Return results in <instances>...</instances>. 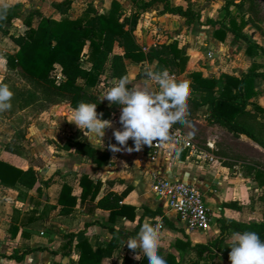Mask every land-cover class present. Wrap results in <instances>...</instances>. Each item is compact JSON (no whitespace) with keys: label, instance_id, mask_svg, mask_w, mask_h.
Listing matches in <instances>:
<instances>
[{"label":"crops","instance_id":"1","mask_svg":"<svg viewBox=\"0 0 264 264\" xmlns=\"http://www.w3.org/2000/svg\"><path fill=\"white\" fill-rule=\"evenodd\" d=\"M118 1L123 9V2L125 3L128 8L124 10L129 13L131 10L130 1ZM181 1L168 0L170 6L186 7L188 5L186 1L184 5ZM234 1L238 2L239 0ZM62 2L63 0H0V6L19 5L21 10L19 17L4 24L0 30V82L9 73L5 65L7 56L14 54L17 50L9 36L23 33L26 28L23 24L24 16L32 10L38 11L45 17L56 16L58 11L54 9L53 5ZM110 2L111 0H104V2L103 0H69L66 7L65 5L61 6L65 8L63 15L73 19L78 17L89 3L98 12H104L109 8ZM232 8V6L229 7L230 10ZM161 9L162 3L156 2L142 13L141 18L143 15L146 16L149 11L157 10V13L155 12L151 17V23L145 21L143 25H140L141 18L139 19L133 31L134 39L143 53L159 49L164 43L176 40L178 48L184 50L188 59L182 73H178L175 69L171 72L177 75L175 81L186 83L193 93L196 92L189 87L188 74L190 72L199 71L203 77L215 78L223 73L240 75L246 71L250 64L235 73L230 70L232 62L234 66H237L240 60L244 61L247 58L255 60V57L259 56H247L244 52V43L232 39L230 34H227L222 41L213 36L217 25L211 26L206 22V19H221L224 14L223 9L220 17L201 19L199 16L190 24H186L185 19L176 14L161 13ZM242 14L250 23L251 18L249 19L245 15L246 11L243 10ZM36 23L37 17L34 16L31 25L35 26ZM241 42L243 45H240V52L233 53L234 46H238L237 44ZM142 47H145L146 50H143ZM113 51L121 53V49L116 45ZM207 53H212V57L209 58ZM156 63L155 59L150 62L145 60L138 63L124 59L129 85L146 86L156 90V86L145 76V69L155 67ZM83 65L89 67L87 62H84ZM105 74L108 83L112 84L114 78L109 76L108 67L105 69ZM57 77L63 78L60 73ZM182 77L185 81H181ZM256 81L264 83L261 79L254 80L257 94L250 101L264 109V102L260 96L259 88L255 84ZM96 88L97 86L95 89L84 87L87 92H93L96 99L104 106H109L112 102L100 97L101 92L98 94ZM106 89L108 90V87ZM196 94L198 95V93ZM196 104L204 108L207 118L202 120L193 118V120L204 124L207 132L211 135L210 137H213L211 128H224L228 131L219 123L208 120L207 105L201 104L198 96ZM71 109L65 102L49 106L44 110L47 121L34 120L30 124L31 128H28L30 131H26L23 141L24 152L20 156H7V159L16 166L25 168L31 165L34 167L37 171L38 181L30 189L20 185L0 186V264H76L79 256L77 243L86 240L92 249L104 247L111 238L106 227L109 225L115 228H124L131 234L119 236L117 248L110 256L103 257L99 264H120L123 255L134 259L135 251L130 250L126 243L121 245V242L134 236L140 225L145 222L152 224L161 236L158 254L164 258L169 252L174 254L177 260L180 259L182 263H186L190 259L196 258L193 245L207 243L218 234L216 219L220 215L239 221H249L261 219L264 214V196L259 197L262 193L264 194V186L258 185L253 177L245 174L246 165L257 167L258 165L255 163L263 165V161L258 159L249 161L241 158L238 154L234 156L224 149L219 150L220 138L214 139L206 135V141L200 144V141L192 138L189 131L186 130L184 131L191 139L197 141L204 150L214 155L215 159L212 162L192 157L186 148L175 150L164 147L158 153H154L150 145H142L138 151L126 152L112 135L114 129L120 130L121 128L118 121L120 111L118 105L113 106L110 117L106 119L110 124L103 129L104 134L101 138L98 136L90 138V133L87 130L83 127L78 128L72 123ZM246 110H251L250 104L246 106ZM263 116L264 112L261 118L259 117L262 122H264ZM8 128L10 135L7 136L0 132V156L3 155V145L10 142L13 134L11 123ZM75 129H81L86 136V142L98 150L109 153L110 159L96 165L88 158L64 149L63 144ZM228 132L231 135H236ZM236 136L264 152V149L245 136ZM207 142L212 144V148L205 145ZM110 144L120 147V151L113 152L108 147ZM126 144L131 147L132 140L129 139ZM236 163H239L241 170H232V167L237 168ZM153 171L168 180L192 183L202 191L204 201L205 197L207 198L205 204L212 214L210 225L205 230H212V233L206 234L205 230L187 232L184 229L176 213L167 208L165 200L155 195L151 190L150 173ZM81 175H87L91 181L99 183L94 200H89L86 197L82 203L79 202ZM45 180L48 181L47 186L43 185ZM63 184L70 186L71 195H75L77 198L76 205L68 213H60L62 206L58 203ZM108 191L117 194L125 192L120 203L135 207L133 218L117 214L109 220L107 210L94 206L95 201ZM231 233V231L227 233L225 244H227ZM176 239L189 240L192 248L185 252H179L173 246ZM14 256L19 258L16 259ZM201 263L207 262L201 260ZM209 264H229V262L222 257L220 252H216Z\"/></svg>","mask_w":264,"mask_h":264},{"label":"trees","instance_id":"2","mask_svg":"<svg viewBox=\"0 0 264 264\" xmlns=\"http://www.w3.org/2000/svg\"><path fill=\"white\" fill-rule=\"evenodd\" d=\"M131 10L126 13L118 0H111L109 8L104 12L89 3L84 11L76 18L70 19L63 15L64 7L69 0L54 4L58 11L56 16H43L38 11L28 12L23 19L26 26L22 34L10 35L11 41L16 45L14 54L7 56L5 65L9 74L14 73L25 82V87L18 88L8 83L6 76L0 83H6L13 95L9 110L14 113L11 127L13 134L10 142L3 145V155L0 156V186L13 187L20 185L32 188L38 181L37 171L31 165L21 168L16 166L7 156H20L24 152L23 141L26 129L21 125L24 121L23 110L35 105V110L44 111L49 106L61 102L68 103L74 108L79 101L96 104L95 111L101 119H108L116 104L104 106L96 99L93 92H87L84 87L95 89L101 74L108 67L110 77L118 79L126 77L124 59L138 63L142 61H157L155 69H175L182 73L187 62L184 50L178 48L177 41L164 43L159 49L143 53L133 36V29L137 25L142 13L156 2L162 3L161 13L176 14L185 19L186 24L199 18L196 11L189 5L170 6L168 0H129ZM252 0H224L222 9L223 17L219 20L206 19L211 26L217 25L213 36L224 40L227 34L232 39L244 43V52L249 57L261 55L264 59V48L252 41L243 30L248 23L244 17L243 6H252ZM232 6V10L229 7ZM21 15L19 5L0 6V30L3 25L11 22ZM37 17V23L32 26V19ZM121 49V53L113 51L114 46ZM87 62L89 67H84ZM60 73L62 79L57 75ZM189 87L198 93L199 102L206 104L209 113L208 120L217 122L228 131L236 135H243L264 149V122L261 118L264 109L250 101L257 94L254 80L264 81V60L257 63L252 60L246 71L240 75L223 73L219 77H203L199 71L188 74ZM130 86V85H129ZM131 87V86H130ZM250 104L251 110H246ZM63 148L80 154L96 165L107 162L110 154L98 150L86 142V136L81 129H75L63 144ZM256 166L246 165V175L264 186V165L255 163ZM48 181H43L47 186ZM79 202L86 197L94 200L99 183L91 181L87 175L79 179ZM39 189V188H37ZM125 192L117 194L108 191L99 197L94 206L109 212V220L117 214L133 218L135 207L121 204ZM58 203L61 204L60 213H68L76 205L77 198L71 195L70 186L63 184L59 193ZM218 234L207 243L193 245L196 258L186 263L177 260L172 253H166L164 259L167 264H209L220 252L228 260L227 244L224 243L229 231H254L261 240H264V214L261 219L239 221L220 215L216 219ZM111 234L110 240L104 247L92 249L86 240L77 243L79 256L76 264H99L103 257H108L117 248L119 236L130 235L124 228L106 226ZM179 252H185L191 247L189 240L176 239L173 245ZM16 259L19 257L14 256ZM120 264H144V260H135L123 255Z\"/></svg>","mask_w":264,"mask_h":264},{"label":"clouds","instance_id":"3","mask_svg":"<svg viewBox=\"0 0 264 264\" xmlns=\"http://www.w3.org/2000/svg\"><path fill=\"white\" fill-rule=\"evenodd\" d=\"M147 79L154 81L156 90L146 86H129L126 77L112 81L103 99L118 105L120 130H113V137L126 152L138 151L142 145L165 144L169 140V129L173 124H185L186 100L189 96L188 85L172 79L166 69H145ZM143 83V82H142ZM13 93L6 83H0V111L11 107ZM96 104L79 101L71 109L72 123L83 127L90 138L103 136V129L110 122L99 118ZM131 139L132 146L126 142ZM113 152L120 147L110 144ZM161 236L148 222L140 225L134 236L121 242L130 250H135L133 258L144 260V264H167L158 254ZM229 264H264V240L254 231H233L227 241Z\"/></svg>","mask_w":264,"mask_h":264},{"label":"rangeland","instance_id":"4","mask_svg":"<svg viewBox=\"0 0 264 264\" xmlns=\"http://www.w3.org/2000/svg\"><path fill=\"white\" fill-rule=\"evenodd\" d=\"M177 1V0H175ZM181 0H178L180 2ZM188 3L189 7L192 9H195L196 12L199 14L201 19H204L205 17H220L222 15V2L224 0H192V2H189V0H182V4L184 5ZM252 6H248V4H245L243 6V10L246 11V14L249 19L250 23L245 27L244 31L247 33V35L250 37V39L254 42L259 43L264 48V0H252ZM104 2V0H103ZM124 9H127L128 7L125 6V3L123 2ZM157 13V10L149 11L146 13V16L143 15L141 20L139 21L140 25H143V22H150L151 23V17L154 15V13ZM144 20V21H143ZM135 28L133 29V31ZM238 46H234L233 53L235 54L240 52L241 48L240 45H243V43L237 44ZM244 46V45H243ZM251 59L247 58L243 60L238 61V65L234 66L233 62L230 65V70H232L235 73H238L236 71L243 70L245 67L248 66V64L251 63ZM255 61L257 63H262L263 59L262 56L259 55L255 57ZM245 62V63H242ZM241 65V66H240ZM240 66V67H239ZM168 72L175 71L172 69H166ZM9 75V76H8ZM6 76H8V83H11L12 85L22 88L25 87V82L20 79L16 74L14 73H7ZM5 76V77H6ZM181 79V78H180ZM181 81H185V79L182 77ZM255 84L259 88V93L262 98V101L264 102V83L256 81ZM112 86L111 83H108L106 79L105 71L101 74L100 80L97 85V93L100 92V97H104V94L106 93L107 89ZM197 94L193 93L191 90H189V96L186 100V121L185 124L176 123V125L180 126L183 130L189 131L192 138L200 141V144L206 141L207 136L210 137V133L207 132V128L204 124H201V122H195L193 118H199V119H206L205 116L206 112L204 111L203 107H199L196 104ZM36 106L32 105L23 110L24 114V121L21 124L22 126H25L26 131H30L28 128H31L30 124L34 122V120H43L44 122L47 121L46 117V111H38L35 110ZM14 117V113H12L9 109L5 111H0V132L5 135H10V130L8 128L9 124L12 123V119ZM264 120V116H263ZM41 123V122H40ZM210 130V129H209ZM211 131L213 132V137L210 138H220L221 141L218 142L219 150L224 149V151H228L232 155L237 154L241 156L243 159H247L249 161H252L253 159H258L264 162V152L259 150L257 147L250 144L248 141L244 139H240L236 135H231L228 131H226L224 128H211ZM228 141V142H226ZM240 161V160H239ZM236 162V161H235ZM238 162V160H237ZM237 164V168H233L232 170L238 169L241 170L239 163ZM264 165V163H263ZM244 169V167H242ZM264 194L260 195L259 197L262 198ZM205 201H207V198L205 197ZM168 208V207H167ZM214 221V220H213ZM206 234L208 232L212 233V230H205ZM205 235V234H204Z\"/></svg>","mask_w":264,"mask_h":264},{"label":"built area","instance_id":"5","mask_svg":"<svg viewBox=\"0 0 264 264\" xmlns=\"http://www.w3.org/2000/svg\"><path fill=\"white\" fill-rule=\"evenodd\" d=\"M146 50L145 47H142ZM209 58L212 53H207ZM172 79H176L177 75L168 72ZM151 81V80H150ZM154 85L155 82L151 81ZM156 86V85H155ZM208 148H212L211 143L205 144ZM154 153H158L161 148L170 147L175 150L178 148L188 149L189 154L196 159H204L212 162L215 157L204 150L197 141L191 139L182 128L173 124L169 129V140L161 145L153 143L150 145ZM151 190L155 195L165 200L167 207L176 213L187 232L203 231L210 225L212 214L207 208L203 193L192 183L180 180H168L162 177L156 171L150 173Z\"/></svg>","mask_w":264,"mask_h":264}]
</instances>
